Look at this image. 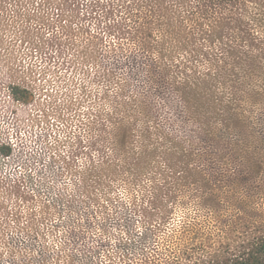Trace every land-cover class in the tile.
<instances>
[{"label":"trees","instance_id":"trees-1","mask_svg":"<svg viewBox=\"0 0 264 264\" xmlns=\"http://www.w3.org/2000/svg\"><path fill=\"white\" fill-rule=\"evenodd\" d=\"M169 1L123 2L145 84L131 89L114 74L86 125L94 154L83 186L142 190L130 193V210L148 248L124 254L131 232L120 230L122 264H264V224L254 222L264 188V0ZM12 94L33 100L19 86ZM89 200L116 213L108 193Z\"/></svg>","mask_w":264,"mask_h":264},{"label":"rangeland","instance_id":"rangeland-1","mask_svg":"<svg viewBox=\"0 0 264 264\" xmlns=\"http://www.w3.org/2000/svg\"><path fill=\"white\" fill-rule=\"evenodd\" d=\"M123 2L0 0V145L13 149L0 155V264H122L120 230L131 232L124 254L148 248L130 210V193L142 190L86 188L81 179L94 154L86 125L100 98L112 95L114 74L131 89L145 84ZM14 86L33 100H15ZM105 193L114 214L102 215L89 200Z\"/></svg>","mask_w":264,"mask_h":264},{"label":"built area","instance_id":"built-area-1","mask_svg":"<svg viewBox=\"0 0 264 264\" xmlns=\"http://www.w3.org/2000/svg\"><path fill=\"white\" fill-rule=\"evenodd\" d=\"M2 147H4L3 144L0 145V155H1L2 157H4L3 154H2V151H1V148H2ZM9 147H10V146H9Z\"/></svg>","mask_w":264,"mask_h":264}]
</instances>
